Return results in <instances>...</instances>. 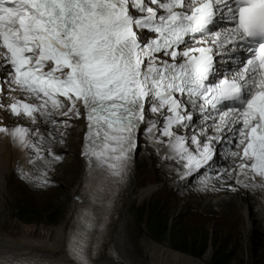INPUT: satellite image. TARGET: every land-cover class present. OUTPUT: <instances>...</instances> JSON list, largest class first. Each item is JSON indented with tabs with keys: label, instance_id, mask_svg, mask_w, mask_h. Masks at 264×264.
Segmentation results:
<instances>
[{
	"label": "snow or ice",
	"instance_id": "snow-or-ice-1",
	"mask_svg": "<svg viewBox=\"0 0 264 264\" xmlns=\"http://www.w3.org/2000/svg\"><path fill=\"white\" fill-rule=\"evenodd\" d=\"M5 92L0 108L31 125L0 133L34 153L30 164L61 158L38 145L45 130L55 139L86 120L81 188L93 203L125 182L145 125L182 179L207 186L215 172L235 177L231 191L264 187V0H0V101ZM222 152L238 171L217 167ZM77 219L69 252L91 264L83 239L97 218ZM0 264L32 262L5 254Z\"/></svg>",
	"mask_w": 264,
	"mask_h": 264
},
{
	"label": "rangeland",
	"instance_id": "rangeland-1",
	"mask_svg": "<svg viewBox=\"0 0 264 264\" xmlns=\"http://www.w3.org/2000/svg\"><path fill=\"white\" fill-rule=\"evenodd\" d=\"M69 130L67 138L56 143L58 150L51 148L61 158L45 156L52 160L46 185L25 179L19 163V172L10 167L4 175L0 201L4 234L19 235L25 224L53 226L66 220L84 168L80 156L83 130ZM162 156L143 130L123 247L132 252L130 262L148 264L146 243L153 240L193 257L207 256L206 264H222L221 256L223 264H264V230L256 220L257 206L249 209L248 202L237 196L231 199L229 186L223 183L204 187L186 179L181 183V165L164 161ZM72 157L77 161L66 160ZM37 165L40 171L46 166L42 160ZM24 172L30 176L28 169Z\"/></svg>",
	"mask_w": 264,
	"mask_h": 264
},
{
	"label": "bare ground",
	"instance_id": "bare-ground-1",
	"mask_svg": "<svg viewBox=\"0 0 264 264\" xmlns=\"http://www.w3.org/2000/svg\"><path fill=\"white\" fill-rule=\"evenodd\" d=\"M8 103H10L9 100L7 104ZM7 113V115H9V120L5 118L3 121H5L4 124H6L8 128H12L17 125H23L25 127L31 125L27 118L22 116L11 117L8 111ZM0 116L1 118L5 117V115L1 114ZM38 124L44 125L45 121L38 119ZM86 124V120L84 119L76 120L73 118L69 127L67 129L61 127L59 133H62L63 135H69L71 133L69 129H74L77 133L80 131V127L86 126ZM48 131L56 132L57 130L49 128L46 132ZM152 140L155 145L159 146L153 138ZM25 151L26 150L20 147V145L10 136L0 133V201L2 197V179L4 175L7 171H9L14 159L19 157L22 158V162L25 161ZM134 166L135 163L133 160H131L128 176L125 182L120 186V191L117 198L118 200L114 209V215L112 216L102 239V250L99 259L101 264H133L129 259L132 254L130 248L123 247L126 241V220L135 198L134 195H132ZM258 181L259 178L257 177L256 183ZM220 183H223V185L225 184L227 186H229V184L235 186V177H233L230 182L224 183L222 181ZM78 189L76 188L74 192H77ZM228 191L231 192V199L235 200L234 197L237 196L241 201L248 202L246 204V208L250 209L253 204L257 206L258 212L256 220L260 221V225H262L261 228L264 230V188L250 187L245 190L243 187H240L237 191ZM75 208L76 206L72 201L67 218L62 223L53 226H46L43 224H25L21 227L19 235H12L8 233L4 234V228L2 225H0V253L9 252V254L24 253L31 255L45 254L57 259L62 264H74L66 251V242L68 238V226L71 222L70 220ZM248 219H250L249 214ZM146 248L149 254L148 264H206V261L208 260L207 256L204 258H198L196 256V258L191 255L170 249L164 244H160L153 240H149V242L147 241Z\"/></svg>",
	"mask_w": 264,
	"mask_h": 264
},
{
	"label": "trees",
	"instance_id": "trees-1",
	"mask_svg": "<svg viewBox=\"0 0 264 264\" xmlns=\"http://www.w3.org/2000/svg\"><path fill=\"white\" fill-rule=\"evenodd\" d=\"M142 213V211H140V214ZM191 254V253H190ZM195 256H198V255H195ZM222 257H224V256H221V258H220V261H221V263L223 264V258Z\"/></svg>",
	"mask_w": 264,
	"mask_h": 264
}]
</instances>
